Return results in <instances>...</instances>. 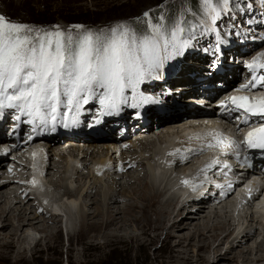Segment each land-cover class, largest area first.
<instances>
[{
	"label": "bare ground",
	"instance_id": "6f19581e",
	"mask_svg": "<svg viewBox=\"0 0 264 264\" xmlns=\"http://www.w3.org/2000/svg\"><path fill=\"white\" fill-rule=\"evenodd\" d=\"M260 25L258 27H263ZM251 30L249 28V31ZM255 45H248L246 48ZM233 52L234 50H230L228 53L234 58L235 54L241 51ZM226 55L224 54L220 61L225 70L223 77L229 84L234 79L235 70L242 64L237 65ZM249 55L251 54L243 57L247 58ZM198 61L195 57L189 60L183 58L185 65H174L169 72L170 80L167 83L159 87L154 81L149 87L145 84V89L152 90L149 97L155 101L150 102V110L166 114L171 110L172 102L182 104L180 108L186 107V103L190 102L189 99L186 101L187 95L194 93V80L202 71L201 68H206L211 62L207 59H203L201 63ZM166 71V67L162 68L159 74L162 76ZM185 72L196 75L189 77ZM227 75H231L230 78ZM186 78L189 84L188 87H183ZM92 103V106H95V102ZM197 116L195 113L190 118ZM170 121L165 119L157 128L159 133L155 141L158 144L139 140L133 143L126 140V147L91 145L88 149H104L88 158L85 152V158L79 160L50 161L39 174L16 173L10 178H2L0 253H13L12 258L18 261L23 259L27 250L35 253L42 243L49 248L53 247L51 243L58 240L62 219L65 218L66 223L70 224L67 229L69 233L66 231L67 237L69 235L72 239L77 236L85 252L97 249L99 245L109 246L113 241H140L138 236L131 234V229L139 231L140 236L148 235L149 231L153 232L151 242L165 231L167 255L176 264H251L250 261L264 259V254L250 258L249 255L235 253L236 247L242 248L241 246H247V252L255 251L256 247L264 248V229L261 240L258 241V237L256 241L253 240L257 225L263 228V210L253 206L249 207L251 211L245 216L243 213H237L241 223L234 226L233 214L224 211L227 217L223 218V213L208 208L204 198L178 204V193L172 188V184L188 169L192 172L196 164L193 163L194 153L185 159L170 160V153L180 154L184 150L187 142L184 141L182 132L191 130L189 126H185L186 123L175 121L171 124ZM177 127H180L179 130H176ZM177 149L180 151L177 152ZM79 153L83 152L73 151L71 155ZM157 170L159 174H155ZM67 176L75 181L71 182ZM58 206L62 208V216L51 211V208ZM76 217L77 229L74 228ZM190 225L192 227H189ZM184 231L188 233L183 235ZM34 232L38 233V238L33 235ZM172 237L177 240L171 241ZM98 240H101L102 244L96 243ZM252 240L254 243L251 245ZM224 244L226 250L222 252ZM55 248L58 251L59 246ZM67 253L73 260L77 252L69 246Z\"/></svg>",
	"mask_w": 264,
	"mask_h": 264
},
{
	"label": "snow or ice",
	"instance_id": "6c2138e0",
	"mask_svg": "<svg viewBox=\"0 0 264 264\" xmlns=\"http://www.w3.org/2000/svg\"><path fill=\"white\" fill-rule=\"evenodd\" d=\"M199 2L212 25L228 12L229 0ZM182 16L183 13L169 27L163 15L153 22L145 12L140 22L146 24V30L140 33L124 23L98 32L82 25H72L67 30L58 25L45 29L11 22L0 15V114L5 109H15L20 114L16 119L26 116L23 123L32 124L36 131L47 129L49 124L54 129L58 120L69 117L75 122L81 106L92 98L99 100L101 114L117 111L129 101L126 89L132 90V107L155 102L139 94L138 86L146 79L157 78L165 61L190 46L189 40L182 38L186 31ZM246 67L252 79L236 91L264 89V73L257 74L264 69V53ZM221 107L238 113L236 119L242 124L248 125L258 117L259 122L249 125L244 144L249 149H264V92L259 96H230ZM234 144L227 137L217 139V145L229 149ZM217 163L212 161L202 171ZM182 182L189 184L187 180Z\"/></svg>",
	"mask_w": 264,
	"mask_h": 264
},
{
	"label": "rangeland",
	"instance_id": "374dc122",
	"mask_svg": "<svg viewBox=\"0 0 264 264\" xmlns=\"http://www.w3.org/2000/svg\"><path fill=\"white\" fill-rule=\"evenodd\" d=\"M193 1L194 0H0V15L5 16L11 22L24 23L34 27L50 29V25H34L31 24L30 21L37 19L34 17L37 13H45L51 15L56 10L61 11L60 17H62L63 19H66L68 17L71 18L73 21H78L75 23H66L64 20L58 19L55 21L54 24H52L53 26L58 25L61 29L64 30H67L72 25H82L85 29H90L94 32H98L101 29H110L117 24L124 23L130 25L137 32L142 33L146 30V24L140 21L143 19V14L145 12H148L150 14L153 22L157 21L159 17L163 15L165 17L164 22L166 26L169 27L176 21L178 17L181 16V13H183L182 18L186 22L185 27L187 26L186 28H189L190 25L193 24L197 29L196 33L189 35L187 39L189 40V44L192 47V51L195 52L194 56L192 57H195V55H197L195 59H199L198 62L201 63L203 59L212 60L208 56L214 53V51L212 50L213 46L211 45V35H209V33H206L204 31V28L203 30L201 29L203 24L199 22V20H197V14L192 9L191 4ZM197 1L199 2V0ZM215 1L216 0H214V2ZM251 1H254L256 3H252V7L254 8L255 13L251 11L252 8H250L249 2H245L244 0L234 1V6L237 8L238 13L240 14L236 15L235 18H233L234 16H232V13L229 12L228 8V12L225 14V16L230 17L231 19H228L229 23L224 20L226 22L224 27H227L228 31L234 32V34L238 36L242 32L240 30H236L237 27L234 26L235 23H238L242 26H248L247 28L249 29L251 28L250 23L253 21L255 24H261L260 26H263L258 27V25H256V29L259 31L262 30V35L264 36V6H260L264 5V0ZM199 4L200 7L203 9L202 4L200 2ZM231 10L232 12H234V8H231ZM66 11H68V13L65 14L64 12ZM247 22L249 24H247ZM197 23L199 24L196 25ZM193 36H195L194 39L192 38ZM260 36L261 35L255 36L252 40H259ZM258 46H260V48H258L257 50H260L264 53V40L261 41ZM233 50V53H235V50L239 49L235 48ZM226 52V57L229 58L230 61L235 62L237 65L243 63L242 60L246 61L248 59L243 57L244 55H247V53L240 52L238 54H235V57L233 58V55L228 53V50ZM259 52L251 51V55H249L248 57L256 55ZM202 54L207 55L202 56ZM183 58L187 59V57ZM235 63L233 64L235 65ZM183 64L184 63H182V65ZM227 76H229L228 78H230L231 75ZM199 102L201 101H198V103ZM171 107L177 108L175 103H173ZM122 126L123 125L119 126V130L122 128ZM124 129L126 132L130 131L126 127H124ZM71 180L75 181L74 179ZM241 210L239 212L243 213V216L247 215L251 211L250 208L247 207H243L241 208ZM207 211L205 210V212ZM224 211H219L223 213V218L227 217V213H224ZM245 212L246 214H244ZM232 219L234 220L232 221L234 223V226H237V224L241 223V220H238L239 214L233 215ZM61 224L62 230L59 232L58 240L53 241L51 243L53 247L49 248L47 247V245L42 243L40 246H38V250L35 253H32L31 251L27 250L23 259L18 261H15L14 258H12L13 253L1 252L0 264H111L110 260L112 258H118V264H176L168 258L166 251L167 244L164 238L165 231L161 232L160 236L156 240L151 242L154 236L153 232L149 231L148 235L140 236L139 231H132L130 228H127V230L130 229L129 231L131 232V234L138 236L140 241L136 242L135 240H132L123 241L120 243L113 241L109 246L99 245L97 249H90L85 252L83 246L80 245L79 238L77 236H74L72 239L69 237V235L67 237V233H69L67 229L68 226L70 228V225L66 224L65 220H62ZM76 224L77 217L76 223L74 224V228L77 229ZM253 225L255 226V223H253ZM262 226L263 228L260 225H257L256 236H254L255 239L253 238L254 241H256V237H258V241L261 240L264 225ZM189 227H192V225H190ZM187 233L188 232L184 231L183 235ZM33 235L38 238V233L34 232ZM170 240L176 241L177 238L172 237V239ZM253 240L250 241L251 245ZM242 242H244V240ZM96 243L102 244V241L98 240ZM57 246H59L58 251L56 250L57 248H55ZM69 246L76 249L77 252L74 255L75 258L73 260L70 259L67 253V249ZM32 247L33 244H31L30 248ZM241 247L242 248L236 247L235 253H238L239 255L242 254L245 256L249 255L248 257L250 258H255L259 254H264L263 247H256L255 251L252 252L246 251L247 246ZM259 248L261 251H259ZM225 250L226 244L223 245L221 251L225 252ZM250 254L253 255L251 256ZM239 260H241V258ZM250 263L263 264L264 259L258 260L257 262L250 261Z\"/></svg>",
	"mask_w": 264,
	"mask_h": 264
},
{
	"label": "trees",
	"instance_id": "16d2710c",
	"mask_svg": "<svg viewBox=\"0 0 264 264\" xmlns=\"http://www.w3.org/2000/svg\"><path fill=\"white\" fill-rule=\"evenodd\" d=\"M192 6V9L194 12L198 13L200 11V4L199 2L195 0L192 2L191 4ZM44 12V11H43ZM56 12V13H54ZM51 15L49 14H45V13H37L34 17L37 18L35 20H32L30 21L31 24H34V25H43V24H46V25H50V28H52V24L55 23L56 20L58 19H62L64 20L66 23H75V22H78V21H73L71 18H66V19H63L62 17H60V13L61 11H54ZM65 14L68 13V11L64 12ZM48 15V16H47ZM118 258H112L110 260V263L111 264H118Z\"/></svg>",
	"mask_w": 264,
	"mask_h": 264
}]
</instances>
